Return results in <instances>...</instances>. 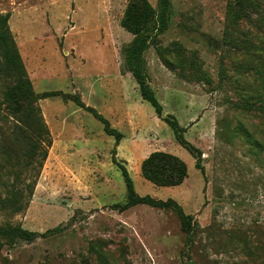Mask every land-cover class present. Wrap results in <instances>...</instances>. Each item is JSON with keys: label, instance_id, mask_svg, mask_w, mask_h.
Listing matches in <instances>:
<instances>
[{"label": "rangeland", "instance_id": "rangeland-1", "mask_svg": "<svg viewBox=\"0 0 264 264\" xmlns=\"http://www.w3.org/2000/svg\"><path fill=\"white\" fill-rule=\"evenodd\" d=\"M129 2L0 0L49 140L25 207L0 209V222L35 232L61 226L4 244L0 264H264V13L251 5L249 19L234 22L236 0H168L165 25L143 51L158 117L124 62ZM8 84L0 78V98ZM76 100L122 137L107 134ZM165 116L200 150L202 169ZM3 120L0 187L14 168L23 187L32 169L16 160L27 139L7 132ZM156 150L186 163L182 183L158 186L142 176V160ZM116 162L137 194L177 202L191 216L189 234L173 204L122 207L127 191Z\"/></svg>", "mask_w": 264, "mask_h": 264}, {"label": "trees", "instance_id": "trees-1", "mask_svg": "<svg viewBox=\"0 0 264 264\" xmlns=\"http://www.w3.org/2000/svg\"><path fill=\"white\" fill-rule=\"evenodd\" d=\"M261 1L264 0H236L238 11L230 13L232 15V21L235 22L238 19L245 18L249 19L250 14L247 9L249 6H253L257 12L263 14L264 7L262 8L261 6L264 5V2ZM167 4L168 0H159L157 7H153L148 0H130L121 21L122 25L133 34L124 53L126 68L137 82L141 97L153 106L158 117L161 116L162 106L148 83L143 51L149 46L151 39L155 38L153 31L155 29H163L165 19L164 16H161L160 11H163ZM7 18V14H0V78L4 83L5 81L9 83L5 85L1 94L0 119L5 118L3 120L4 122H2L7 124V132L11 134L19 133L22 136L21 138L27 139V149L21 153V156L17 157L16 164L29 167L25 170H32L26 174L28 180L24 182L23 187L18 186V177L20 174L16 168L11 171L12 179L9 185L1 182L0 189L2 196H0V209L20 211L25 207V203L23 202L24 190L26 189L28 194L31 193L38 173L37 168L45 158L49 140L45 125L38 116V107L34 104L37 96L34 95L15 41L10 34L7 26ZM263 19L264 16L259 18L260 21H263ZM53 94H57V92H43L41 96L44 97ZM76 102L102 122L103 130L107 134L113 135L116 139L122 137L121 132L115 127H112L108 119L102 116L94 107L84 105L81 100H76ZM259 102V105L264 106V99H260ZM29 113L32 114L29 115ZM163 119L172 129L176 141L196 158L195 166L202 169L199 161L200 150L184 138L183 127L173 116H165ZM1 132L6 133V130L2 126H0ZM253 145L260 147V144L256 141H254ZM116 163L120 169L127 191V200L122 207H127L135 203H148L154 206H168L173 204L181 217L184 232L189 234L188 220L191 216L185 214L177 202L172 198L158 200L148 195L137 194L133 186V181L125 166L119 162ZM140 171L146 180L158 186L179 185L188 175L186 163L180 157L159 150L152 151L142 160ZM60 227V225H56L43 232H35L23 228L19 224L0 222V248L4 244H13L19 239L31 241L38 236L55 234L60 230Z\"/></svg>", "mask_w": 264, "mask_h": 264}]
</instances>
